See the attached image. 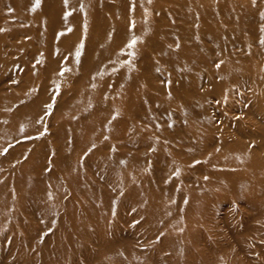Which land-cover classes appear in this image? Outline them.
<instances>
[{
  "label": "rangeland",
  "instance_id": "374dc122",
  "mask_svg": "<svg viewBox=\"0 0 264 264\" xmlns=\"http://www.w3.org/2000/svg\"><path fill=\"white\" fill-rule=\"evenodd\" d=\"M249 1L39 0L47 3L48 15L32 20L44 28L16 39L23 44L7 50L11 63L0 60V84L11 85L0 93L14 88L36 99L53 97L0 122V146L20 137L14 150L0 147V264L211 263L203 259V236L210 223L218 224V203L212 202L234 195L230 183L218 184L221 160L236 159L231 151L216 152L219 136L229 139L223 151L235 147L232 133L245 117L233 109L242 100L227 79L246 65L231 61L235 46H252L249 19L220 7L248 14ZM57 9L62 22L47 27ZM7 10L4 21L24 26L12 16L15 8ZM206 27L212 31L204 32ZM48 55L59 58L57 71L47 72L42 60ZM27 65L32 69L20 90L18 74ZM42 83L46 88L39 91ZM226 83L229 92L218 99L224 108L213 112L206 105L210 121L205 105L194 103L203 89L217 95ZM213 125L212 147L207 141L215 135ZM172 148L184 162L176 163ZM180 191L181 197L174 196ZM147 193L152 205L169 210L152 215ZM176 204L180 212L174 215ZM189 204L193 224L186 217ZM258 215L263 234L264 209ZM187 224L192 229L185 231ZM253 237L234 238L231 264H255V242L264 245V236Z\"/></svg>",
  "mask_w": 264,
  "mask_h": 264
},
{
  "label": "bare ground",
  "instance_id": "6f19581e",
  "mask_svg": "<svg viewBox=\"0 0 264 264\" xmlns=\"http://www.w3.org/2000/svg\"><path fill=\"white\" fill-rule=\"evenodd\" d=\"M5 1L7 2V4H5L3 0H0V36L2 34L4 35V36L2 35L3 37L2 36L0 37V60H4L11 63L13 58H11V55L7 50L10 47L13 50L21 48L17 45H22L23 43L21 41H19V43H16V39L21 40L22 37L21 35L29 34V32L32 31L34 35L37 36V34L44 27L41 24L34 22L32 19L39 17V15L43 13H46V15H48V11L46 10L48 6L47 3H42V2H39V4L37 5L35 0H22V1L5 0ZM249 3L251 5L250 10L252 11H250V13L248 14L240 11L237 8L235 10H230L229 12L224 7H220V9L222 11H225L226 14L229 13L230 14L233 13L232 15L240 14L243 17L249 19L250 26L248 27V29L250 33L252 46L249 45L247 46V48H245L242 47L241 43H239L238 46H235L236 54L233 53V55L235 56L231 58V61H236L238 63L242 60L246 61L245 62L246 65L244 68H242L241 70H238V67L234 68L235 69L233 70L234 74L231 73V77L227 79L228 81L232 80L236 83L233 90L238 92L239 99L242 100L241 104H239L238 102L237 106L234 107L233 109L235 111L236 110L240 111L242 115L245 116L246 118L239 117L238 120L236 121L235 128L237 130L236 132L232 133V139L235 142V147L227 148L225 151H223L224 148H226L225 147L227 146L226 142H229V139L227 134L224 133H221V135L219 136V139H221L220 142H222V144L218 145L217 148L220 149L221 151H216V152L222 154L231 151V155L236 156V159L233 160L232 162L221 160V163H223L224 166V168H222L224 172H219L218 184L224 185L225 183H230V188L233 190L234 195L232 196L221 195L220 198H218V200L215 199L214 202H212L214 204L218 203V210H217L218 224L214 227L210 223L208 232L203 236V239L206 238L208 239V240L206 239L207 243L206 244L204 243L203 245V250L206 251V253H203V259L208 263L211 262L210 264L222 263V259H221L222 257L225 258L224 259L225 263L230 262L231 264L232 260L231 261L228 260L227 255L229 254L228 251L229 248L235 247L234 244H232L234 238H237L241 235L245 236V235L253 234L254 237L251 238V240L256 241L257 239V241H260L261 238L264 236V233L262 234L260 232L262 227L260 222L262 221L263 216L258 215L255 217V212L258 208L264 209V0H252V2L249 1ZM31 4H34V6L36 5L37 7H34L35 9L32 8L30 9L29 5ZM9 7L15 8V13L12 16L15 15L16 17L18 16V20L25 21L26 25L24 24V26L21 25L18 27H13L16 24V22L4 21L5 19H2L1 16H3L5 12L8 11L7 9ZM31 10H35V11H31ZM51 12H52V16L48 17L47 27L54 28L56 27V25L58 26L59 22H62V19L61 17L59 18L58 9L56 10V13L55 11H51ZM19 23L17 22L18 25ZM57 29L56 32L58 33L59 29L58 30ZM208 31L211 32L212 28L206 27L204 29V32H208ZM37 39L38 37L34 38V40H31L29 44ZM57 44H59V41ZM29 55H33L32 56L33 58L38 59V55L36 54L35 51H31ZM22 57L25 59V54H23ZM207 57L208 54L206 55L205 59H207ZM212 57L214 58V56ZM201 59L203 60V57ZM58 61L59 58H53L50 55H48L47 59L42 60V62L47 67V72L51 70V67L52 69H56L57 71L59 69ZM19 62L21 61H17L15 63H19ZM221 68L224 71V66H221ZM29 69H32V67L27 65L26 68L24 69V73L21 72L20 74H18V76L20 77L18 78L19 79L18 85L21 86L20 90H22L23 88L21 82L22 81L24 82V80L26 79L25 75ZM39 69L40 68L36 69L35 72L32 73L31 75L32 76H34V74L38 75ZM12 70L13 69H11V71ZM3 77H5V75H3ZM10 78L11 77H9L8 80H10ZM192 79L193 78H190L189 80L186 81L190 83ZM186 81L184 82L185 87L191 88ZM28 82H30V80ZM133 82H135V80H133L132 83ZM4 84H7L5 88L8 89L11 86L10 83L8 82L0 84V91L4 89ZM15 84L16 82L13 85ZM227 85H228L227 83L223 85H219L218 90H215L216 91L215 94L217 95L204 92L205 90L203 89V96H201L199 100L197 99L196 103H194V108L196 107L199 108L201 106L203 107V105H205V108L208 111L209 120L210 121L212 120L214 122L212 109L213 112L215 111L218 112L219 110L224 108V104H221L222 102H218V99L222 97L221 94L229 92V90L227 89ZM45 88H46V84L42 83L39 91H44ZM19 97L25 98L27 100L24 102L23 100L22 101L20 100L21 101L20 102L18 101ZM44 98L45 96L42 99L39 98L36 99L32 97L28 93V91L18 92V90H15L14 88L6 92H1L0 122L2 121L6 122V120L8 119H12L13 117H16L17 112L23 110L25 106H27V104L28 106L36 105L39 107L38 103H41L42 100L49 102L53 97L50 100L49 98L48 99H44ZM206 105H209V108L211 105L212 109L210 110L209 108L206 107ZM224 119H225V123L228 124V118L225 117ZM2 124L4 123H0V125ZM211 128L212 131L210 130ZM211 128L209 129L210 133L215 134L214 132L217 127L213 125L211 126ZM176 130L178 129L176 128ZM184 135L185 134H183L182 132L180 131L178 132L179 142H182L184 140L185 138ZM18 138L15 137L9 139L5 141L4 145L2 144V146L0 147L2 148L6 146V149L8 148V150L12 151L16 148V146H18V143L17 144L13 143L15 139ZM1 139L2 138H0V142ZM216 139L217 137L215 134L211 136L207 142L209 143L211 142V145L213 147L215 146L213 142ZM209 148L210 147L208 146L207 149ZM170 155L173 156V159L176 160V163L177 162L182 163L183 160L178 158V156L176 157L175 148L174 149L172 148ZM59 156L63 162L67 161L65 157H61V153H59ZM167 163L169 162L167 161ZM186 175L187 174H183L184 177H186ZM181 192L182 191H180L179 194H174V196L178 195V197H181L182 196ZM146 197L148 200L147 209L152 213V215L155 214L156 210H158L157 212L159 211L164 212L166 210H169L168 209L169 207H167L166 205H163V207H158V204L152 205L148 193ZM189 209H191V212L187 211L186 217H188L189 222H191L190 218H192L193 216L192 213L194 211V209L192 208V204H189L187 206V210ZM179 212H180V208L176 204V206L173 208L172 213H174V215L175 214L177 215L179 214ZM203 213L204 211H202V217H203ZM255 220L258 221L259 223H254ZM190 224L193 223L191 222ZM190 224H187L185 231H187L188 229L190 230L192 229ZM255 243H257V246H256V250L254 251L256 252L259 251V256L257 257L258 260H254L250 258V262L253 261L255 264H264V249H263L264 245L263 244L261 245L260 242H255ZM260 247L262 249H260Z\"/></svg>",
  "mask_w": 264,
  "mask_h": 264
},
{
  "label": "snow or ice",
  "instance_id": "6c2138e0",
  "mask_svg": "<svg viewBox=\"0 0 264 264\" xmlns=\"http://www.w3.org/2000/svg\"><path fill=\"white\" fill-rule=\"evenodd\" d=\"M39 2V0H37V3Z\"/></svg>",
  "mask_w": 264,
  "mask_h": 264
}]
</instances>
